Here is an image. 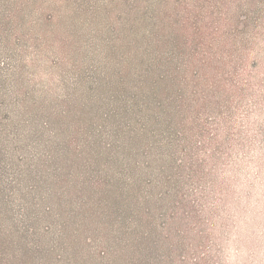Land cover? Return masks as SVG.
<instances>
[{
  "label": "rangeland",
  "instance_id": "obj_1",
  "mask_svg": "<svg viewBox=\"0 0 264 264\" xmlns=\"http://www.w3.org/2000/svg\"><path fill=\"white\" fill-rule=\"evenodd\" d=\"M0 264H264V0H0Z\"/></svg>",
  "mask_w": 264,
  "mask_h": 264
}]
</instances>
